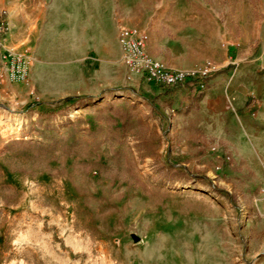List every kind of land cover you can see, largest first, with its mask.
Here are the masks:
<instances>
[{
	"label": "rangeland",
	"instance_id": "obj_1",
	"mask_svg": "<svg viewBox=\"0 0 264 264\" xmlns=\"http://www.w3.org/2000/svg\"><path fill=\"white\" fill-rule=\"evenodd\" d=\"M145 1L152 19L141 29L151 48L195 68L208 59L216 65L223 60L222 50L231 39L217 36L216 27L228 16L247 15L249 27L253 13L264 17V0H186L193 5L192 23L176 18L179 0H163V6L161 0ZM130 70L126 67V75ZM127 83L121 88L125 98L89 103L75 120L95 132L103 126L114 135L111 144L97 151H0V264H262L264 228L255 210L260 189L230 174L231 162H225L227 153L218 146L198 148L188 136L182 141L178 106L162 104L168 108L163 118L153 109L143 112L144 106L133 110L131 99L154 93L143 79L139 85ZM157 84L169 95V86ZM105 102L113 104L114 110L106 113L111 123L96 109ZM6 106L14 108L0 103V133L9 141L36 138L30 134L36 120L29 111L22 129L28 135H10L4 123L17 116ZM179 118L185 121L182 114ZM80 135L96 140L85 131ZM179 144L186 149L178 150ZM168 151L173 162L184 158L179 168L203 174L205 181L166 179L161 167ZM217 166L222 181L213 182L209 172ZM58 225L66 227L64 235ZM76 232L98 242L100 257L61 254L69 247L60 249L59 242Z\"/></svg>",
	"mask_w": 264,
	"mask_h": 264
},
{
	"label": "crops",
	"instance_id": "obj_2",
	"mask_svg": "<svg viewBox=\"0 0 264 264\" xmlns=\"http://www.w3.org/2000/svg\"><path fill=\"white\" fill-rule=\"evenodd\" d=\"M175 14L185 23H192L195 18L193 5L186 0H179ZM147 17L145 0H0V40L7 47L26 50L30 56L26 80L14 81L6 68L0 71V103H10L14 108L23 106L33 112L34 107L30 106L36 101L93 96L123 88L128 80L139 85L143 79L145 87L154 94L146 99H131L136 104L131 108L137 110L140 105L145 108L143 112H149L153 109L150 100L158 97L165 115L168 108L162 104L169 97L165 89L137 70L126 75L128 66L120 28L146 29L152 19ZM248 18L245 14L239 19L228 16L216 27L217 36L231 39L222 50L223 60L208 76L196 107H190L185 100L189 94L186 86L173 96V106H178L177 130L185 133L180 135L183 142L188 136L198 148L218 146L227 153L225 162H231L230 174L260 189L255 210L264 228V17L253 13L250 27ZM2 28H6L4 35ZM151 42L148 39V53L169 68L198 70L204 66L195 68L167 58L152 49ZM181 114L186 122L179 118ZM26 131L21 134L28 135ZM30 134L36 136L33 131ZM9 139L0 133V151ZM180 149L186 148L179 144ZM57 228L61 234L66 229L59 225ZM62 244L69 247L66 254L61 252L67 257H100V250L95 248L98 242L83 232L64 236L58 244L60 249Z\"/></svg>",
	"mask_w": 264,
	"mask_h": 264
},
{
	"label": "trees",
	"instance_id": "obj_3",
	"mask_svg": "<svg viewBox=\"0 0 264 264\" xmlns=\"http://www.w3.org/2000/svg\"><path fill=\"white\" fill-rule=\"evenodd\" d=\"M208 77L201 79L198 76L189 77L186 79L184 85L179 84L175 86H169L168 93L169 97L164 100V103L168 106L173 105L174 100L173 96L181 89L182 86H186L188 89V96L185 100L189 103L190 107H196L198 102L203 96L204 90H200L196 92V87L199 84H206ZM95 98L93 96H68L63 99L54 101V102H44V101H36L33 105L30 106L32 109H36L39 116L36 121L30 123V128L36 133V138L30 139H21V140H13L9 141L6 144V147L9 150H22L28 151L30 149H38L43 151H51L55 149H62L64 151H70L78 148H89L93 151H97L102 147L105 143H110L114 135L111 133H106L103 130V126H100L97 132L91 129H85L81 127L82 121H71L66 120L65 122H61L62 124H58V117L65 116L71 107L81 106L85 107L87 104L92 105V100ZM78 100L77 103L75 101ZM158 97H155L150 100L153 111L157 114L161 115L163 118L165 115L162 113L160 103L157 101ZM70 105L66 106L67 103ZM100 104H94V106ZM112 103H104V107H97L98 114L101 115V118L106 119L111 123V115L110 111H113ZM71 106V107H70ZM67 109V111H66ZM66 111V112H65ZM188 112V111H187ZM32 111H29L31 114ZM122 127L126 126V122H123ZM86 132L88 135L93 136L95 141H89L80 134ZM99 136H102L101 139ZM167 163L162 165V172L165 173V176L168 177L166 179H175L179 178L185 182H190L196 180L205 181V177L203 174L194 173L188 169L179 168L183 162V157H177L176 161H172L171 152L167 153ZM178 164V165H177Z\"/></svg>",
	"mask_w": 264,
	"mask_h": 264
},
{
	"label": "built area",
	"instance_id": "obj_4",
	"mask_svg": "<svg viewBox=\"0 0 264 264\" xmlns=\"http://www.w3.org/2000/svg\"><path fill=\"white\" fill-rule=\"evenodd\" d=\"M6 28L1 29V34L4 35ZM148 41V33L139 27L122 26L120 28V42L125 51V62L132 70H137L143 74L148 80L155 81L165 86H175L184 84L186 79L193 76H198L204 79L213 72L217 65L214 60L208 59L206 64L198 70H184L177 68H169L160 60L152 57L146 50ZM30 56L26 50L7 47L0 40V71L4 68L8 70L9 77L14 81H23L29 77L30 74ZM201 90H204L206 84L198 85ZM128 90V89H127ZM129 91V90H128ZM109 97V98H108ZM117 98H125V89H116L112 92H102L95 95L92 100L93 104H101L104 101H109ZM112 102V101H111ZM7 110L17 116V119H8L5 121V129H10L12 137L16 136L23 129V125L27 122L28 111L24 108L15 109L7 107ZM85 107L76 106L71 107L67 114L58 117V121L63 120L75 121L82 117L81 111ZM32 119L36 120L39 116L36 109L32 112ZM16 120V121H15ZM14 135V136H13ZM18 136V135H17ZM221 166H217L214 171L209 172L210 178L213 182L220 180L219 174Z\"/></svg>",
	"mask_w": 264,
	"mask_h": 264
},
{
	"label": "water",
	"instance_id": "obj_5",
	"mask_svg": "<svg viewBox=\"0 0 264 264\" xmlns=\"http://www.w3.org/2000/svg\"><path fill=\"white\" fill-rule=\"evenodd\" d=\"M134 239L136 240V241H139V237L138 236H134Z\"/></svg>",
	"mask_w": 264,
	"mask_h": 264
}]
</instances>
